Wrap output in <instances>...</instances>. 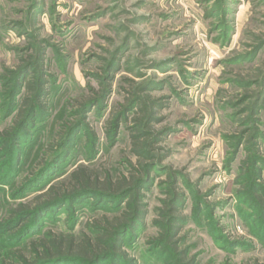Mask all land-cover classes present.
<instances>
[{
	"label": "rangeland",
	"instance_id": "rangeland-1",
	"mask_svg": "<svg viewBox=\"0 0 264 264\" xmlns=\"http://www.w3.org/2000/svg\"><path fill=\"white\" fill-rule=\"evenodd\" d=\"M30 82L43 88L33 117ZM136 97L162 99L155 130L168 133L145 226L125 251L136 264L172 261L160 240L174 191L187 260L264 264V214L242 196L264 188V0H0L1 219L70 187L78 166L128 175L135 115H121ZM103 216L113 218L84 202L45 228L81 239Z\"/></svg>",
	"mask_w": 264,
	"mask_h": 264
},
{
	"label": "trees",
	"instance_id": "trees-1",
	"mask_svg": "<svg viewBox=\"0 0 264 264\" xmlns=\"http://www.w3.org/2000/svg\"><path fill=\"white\" fill-rule=\"evenodd\" d=\"M43 78V75L39 76L41 84L45 83ZM27 89L35 91L37 97L36 102L30 101V117H33L42 106L39 97L43 88L36 89L30 82ZM163 107L162 99L149 97L145 101L136 97L121 115L122 118L131 111L135 115V125L129 129L132 152L137 157V163L128 164V175L123 174L114 179L107 173L104 178H100L89 166H78L66 179L70 187L61 190L56 184L51 185L36 196L34 203L20 204L7 219H1L0 199V264H136V260L125 249L133 242L136 232L144 228L148 208L146 194L161 177L159 163L162 158L159 157L157 146L168 132H157L155 127L164 121L160 116ZM27 126L26 122L21 124L25 133ZM84 128L83 122L76 131ZM87 135L90 142L96 143L95 134ZM117 135L118 130L114 127L109 133L112 146ZM262 174L263 169L258 168L257 178L262 177ZM63 182L66 184L65 180ZM252 190L259 198L251 196V192H248L250 189L242 196L248 197V204L259 205L264 214V188L252 187ZM169 195L172 199L165 202L167 209L161 212L165 219L161 245L168 247L171 252L173 258L169 264H194L193 260H187L186 252L178 249V237L187 225V218L178 216L183 206V195L174 194V191ZM84 202L89 203L92 212L110 213L113 218L103 216L101 220L90 222L89 234H83L81 239L65 237L52 229L46 230L45 226L51 217L59 216L61 212L70 211Z\"/></svg>",
	"mask_w": 264,
	"mask_h": 264
}]
</instances>
